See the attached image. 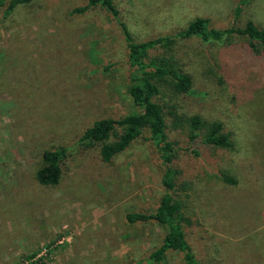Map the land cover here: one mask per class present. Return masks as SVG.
<instances>
[{
    "label": "rangeland",
    "instance_id": "374dc122",
    "mask_svg": "<svg viewBox=\"0 0 264 264\" xmlns=\"http://www.w3.org/2000/svg\"><path fill=\"white\" fill-rule=\"evenodd\" d=\"M239 1L112 0L134 42L173 35L197 17L216 29L249 20L264 29V0L235 17ZM86 2L31 0L7 15L0 7V264H185L173 250L150 259L165 227L125 218L152 212L165 192L147 131L110 161L100 144H75L94 120L140 111L127 90L121 27L101 5L71 13ZM171 53L192 80L186 93L167 85L157 97L187 242L199 264H264V47L191 37ZM191 115L221 122L232 147L190 146L174 123ZM59 146L69 147L60 181L43 185L42 154Z\"/></svg>",
    "mask_w": 264,
    "mask_h": 264
},
{
    "label": "trees",
    "instance_id": "16d2710c",
    "mask_svg": "<svg viewBox=\"0 0 264 264\" xmlns=\"http://www.w3.org/2000/svg\"><path fill=\"white\" fill-rule=\"evenodd\" d=\"M30 1L0 0V7L6 4L5 14L7 15L16 6ZM250 1L240 0L238 2L235 17L239 16L241 9ZM94 5H101L107 9L121 27L131 68L127 90L140 111L120 118L94 120L90 126L84 129L75 144L83 148L100 144L101 159L110 161L140 136L143 130L147 131L149 139L157 148L161 163L164 165L162 184L165 192L152 212H128L125 218L129 223L154 220L165 227L166 232L162 244L149 254V258L153 261L162 260L165 252L173 250L183 254L185 264H199L183 230V223L186 219L182 212L181 202L173 194L175 189V171L172 167L174 143L168 139L165 132V116L157 97L162 88L167 85L177 93H186L190 89L191 77L181 69L171 53L178 40L197 37L207 42L242 37L246 40L250 50L257 51L258 46L264 47V29L251 20L247 21L242 28L231 25L223 29H216L209 27L207 18L197 17L184 29L173 35L134 42L112 0H87L86 4L72 8L71 13H83ZM159 49L166 52L155 53ZM174 125L186 128L190 146L201 141V143L222 148L232 147L230 135L223 131V125L219 121L208 122L198 115H191L178 118ZM117 126L121 128V132L115 140L108 142L107 140ZM192 150L196 153L194 149ZM68 155V146H59L44 151L42 154L43 165L36 172L37 181L43 185L58 184L62 174V164ZM223 178L232 182V179L227 176Z\"/></svg>",
    "mask_w": 264,
    "mask_h": 264
}]
</instances>
